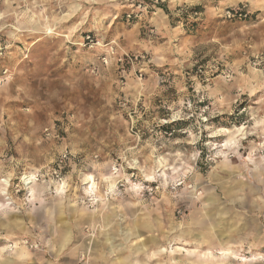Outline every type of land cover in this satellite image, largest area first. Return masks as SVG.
Masks as SVG:
<instances>
[{
  "label": "rangeland",
  "instance_id": "374dc122",
  "mask_svg": "<svg viewBox=\"0 0 264 264\" xmlns=\"http://www.w3.org/2000/svg\"><path fill=\"white\" fill-rule=\"evenodd\" d=\"M0 264H264V0H0Z\"/></svg>",
  "mask_w": 264,
  "mask_h": 264
},
{
  "label": "built area",
  "instance_id": "2783aa9c",
  "mask_svg": "<svg viewBox=\"0 0 264 264\" xmlns=\"http://www.w3.org/2000/svg\"><path fill=\"white\" fill-rule=\"evenodd\" d=\"M228 16H230V14L228 13ZM89 39V38H88Z\"/></svg>",
  "mask_w": 264,
  "mask_h": 264
}]
</instances>
